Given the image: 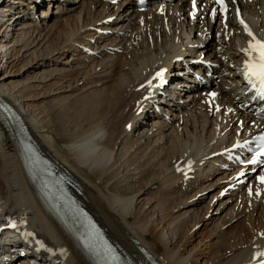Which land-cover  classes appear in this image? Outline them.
<instances>
[{"label":"bare ground","instance_id":"6f19581e","mask_svg":"<svg viewBox=\"0 0 264 264\" xmlns=\"http://www.w3.org/2000/svg\"><path fill=\"white\" fill-rule=\"evenodd\" d=\"M227 1L224 15L192 19L188 0L145 12L98 0H0V97L70 171L80 199L130 256L140 241L163 264H264V172L230 165L223 154L264 129L239 108L243 50L252 36L264 41V0ZM203 68L216 75L209 84ZM166 69L172 76L157 77ZM42 99L55 105L68 144L35 104ZM69 101L91 113H61ZM14 136L0 119V222L16 221L34 250L21 264H50L63 246L70 255L61 264H88L43 207ZM197 224H213L216 245L231 240L218 262L187 250L197 234L185 232Z\"/></svg>","mask_w":264,"mask_h":264},{"label":"rangeland","instance_id":"374dc122","mask_svg":"<svg viewBox=\"0 0 264 264\" xmlns=\"http://www.w3.org/2000/svg\"><path fill=\"white\" fill-rule=\"evenodd\" d=\"M71 1V0H70ZM88 1H90V0H88ZM56 4V3H55ZM69 4L70 5H73V4H71V3H66V4H63L64 5V7H69ZM188 5H189V1H188ZM56 8H57V6H55ZM56 8L54 9V12L56 11ZM41 9L44 11V12H48V9H49V5L47 6V3L45 4V5H43V7H41ZM39 14H41V12L40 13H38V15ZM56 16V15H55ZM29 21V19H26L23 23H26V22H28ZM50 23H52V22H50ZM21 25V24H20ZM18 25L15 27V29H14V34H18ZM69 58H71L70 56L68 57V59ZM82 85L83 84H80V87H82ZM33 95V94H32ZM68 105H67V104ZM64 102L62 105H67V107L66 106H63V108L65 109H63L62 108V112L61 113H67V116L69 115V114H71V112H72V114L73 115H76L75 113H91V112H87V111H79V108H77V107H73L72 106V102ZM35 104L37 105V106H39V108H42V107H44V108H46L48 111H50L49 112V114H51V117L53 118V122L51 123L52 124V126H51V129L53 130V133H54V135L57 137V141L60 143V144H68V141L66 140V139H64L62 136H61V132H62V130L60 129V127L57 125V123H55L56 122V116H54V114L55 113H51V111H52V108H55V107H53V106H55V105H53V104H51V102H49L48 101V99L47 100H44V99H42V100H37V101H35ZM71 106V107H70ZM69 108V109H68ZM75 108H77L78 110H76ZM50 109V110H49ZM64 110V111H63ZM68 111V112H67ZM69 113V114H68ZM66 121H68V119H65ZM118 190H121L120 188L118 189ZM209 200V199H208ZM208 200L207 201H205V203H203L202 205H200L199 207H201V206H205V205H207V203H208ZM174 206L173 205H171L170 206V208L169 209H172ZM224 218V217H223ZM222 218V221H227V219L225 220V218L223 219ZM195 228V227H194ZM192 229L190 232L191 233H189V231H187V232H185V236L187 237V238H189V239H191V236H194V234L196 235L197 234V238L193 241V245L191 244V245H189V247L187 248V250H192V246L194 247V249L196 250L197 249V252H196V254H195V257H199L200 256V254H203L204 252H205V255H207L208 254V257H209V259H210V261L211 262H213V263H216V262H218L219 261V259H220V256H221V254H223L224 253V249L225 248H227L228 247V245L230 244V241L231 240H225V239H220L219 240V243H217V245L216 244H214V242L217 240V235H216V233H215V231H214V233L215 234H213L212 235V233H213V224L212 225H209L207 228H205V226H201V224H197V226H196V228L195 229ZM212 230V231H211ZM209 231H211V232H209ZM187 233H189V234H187ZM216 236V237H215ZM214 240V241H213ZM225 240V241H224ZM221 241V242H220ZM199 242V243H198ZM227 242H229V244L227 243ZM227 243V244H226ZM224 244H226L225 246H224ZM214 247H213V246ZM216 247V248H215ZM184 248L185 247H182V250H184ZM224 248V249H223ZM193 249V250H194ZM219 251V252H218ZM160 252V251H159ZM218 252V253H217ZM199 261V260H198ZM198 261H196V262H198ZM203 261V260H202ZM200 262V261H199Z\"/></svg>","mask_w":264,"mask_h":264},{"label":"snow or ice","instance_id":"6c2138e0","mask_svg":"<svg viewBox=\"0 0 264 264\" xmlns=\"http://www.w3.org/2000/svg\"><path fill=\"white\" fill-rule=\"evenodd\" d=\"M216 2L223 7V0H216ZM248 34L252 36L251 32ZM243 55L245 59L241 69L242 74L249 83L259 85L260 93L264 95V41L252 36L248 47L243 50ZM162 75L163 73H157V77H162ZM260 181L264 183V177H260Z\"/></svg>","mask_w":264,"mask_h":264},{"label":"water","instance_id":"95a60500","mask_svg":"<svg viewBox=\"0 0 264 264\" xmlns=\"http://www.w3.org/2000/svg\"><path fill=\"white\" fill-rule=\"evenodd\" d=\"M6 111V110H5ZM7 112V111H6Z\"/></svg>","mask_w":264,"mask_h":264}]
</instances>
